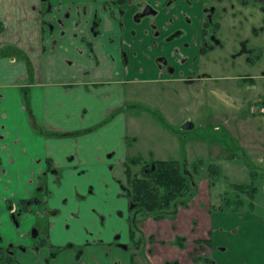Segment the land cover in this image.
<instances>
[{
  "label": "crops",
  "instance_id": "crops-1",
  "mask_svg": "<svg viewBox=\"0 0 264 264\" xmlns=\"http://www.w3.org/2000/svg\"><path fill=\"white\" fill-rule=\"evenodd\" d=\"M128 1L118 7L111 0H0V213L9 218L6 202L16 211L17 202L40 192L44 179L45 190H53L56 199L47 204L58 210L48 234L52 248H19L12 242L13 262L264 264L262 215L253 204L235 211L233 205L212 206L208 181L197 183L196 195L173 219L147 218L140 236L131 237L122 211L127 203L118 199V183L127 182L124 164L135 170L139 160L214 163L217 157L230 161L232 154L217 141L189 139L195 128L190 116L175 121V129L163 116L146 110L132 116L121 109L137 76H160L181 88L213 78L201 69V61L214 52L200 50L201 0ZM143 4L155 7L156 15L134 22ZM238 132L237 149L263 163L264 142L257 145L250 128ZM247 158L226 167L230 185L252 183L257 176ZM47 161L63 170L59 186L54 174L42 177ZM68 199L73 205L63 211L54 205ZM26 219L32 225L31 217Z\"/></svg>",
  "mask_w": 264,
  "mask_h": 264
},
{
  "label": "rangeland",
  "instance_id": "rangeland-1",
  "mask_svg": "<svg viewBox=\"0 0 264 264\" xmlns=\"http://www.w3.org/2000/svg\"><path fill=\"white\" fill-rule=\"evenodd\" d=\"M221 4L223 5L222 10L215 11L213 14V19L221 23L216 35L220 41L219 46L213 48L214 52L201 61L202 66L205 64V67L201 69H208L213 78L210 81L194 83L189 88H181L179 84L161 81L160 76L156 80H141V76H137L136 82L129 84L135 91L130 94L131 99L121 105V109L132 116L139 115L143 110H146L151 116H163L175 129H177L175 121L177 122L184 116L192 117L195 128L188 131L189 139L198 137L201 141H203L202 138H205L204 140L207 142L217 141L221 147L226 148L227 154H232L230 161H225L222 157H214L218 160L214 164L222 166L219 174L207 177V174L202 173L199 177L198 182L201 180L211 183L208 186L209 203L212 206H224L226 204H224L222 196L230 198L236 195L241 202L236 206L228 204L226 208L232 206L239 210L250 209V205L253 204L254 209L264 218V162H256L253 156L248 159L241 149H237L241 139H237L235 135L239 133L240 129L250 128L257 140L256 144H261L260 141L264 142V118L258 111L257 103L264 98V1L221 0ZM151 76L147 75V78H151ZM161 77L164 78V75ZM132 98L135 101H132ZM145 98L150 101H146ZM228 134L233 135L234 138L228 139ZM204 156L210 159L208 154ZM214 158L212 157V159ZM244 158L252 160L250 165L257 174L251 181L252 183L245 184L249 185L248 191L254 187L252 197L247 195L249 192H239L230 185L232 177L226 170L228 165L240 166ZM59 170L58 173L48 171L42 177L52 176L47 173L54 174L53 183L59 186L63 177V170ZM137 171V167L134 171L132 170L134 173ZM243 171L246 174L248 172L247 170ZM126 188H128L127 182L118 183V191L122 195V198L118 199L125 198L127 204L122 211L124 215L128 216L130 207ZM96 190L95 187L94 191ZM54 194L55 192L52 190L47 198L46 194L42 192H38V194L37 191L34 192L31 197L38 199L33 200L27 212L20 213L18 204V209L15 212L16 220L10 213L9 218L0 213V227H2L0 228V246H6L13 242L18 246L34 248L44 242L43 246L50 248L52 241L48 234L52 222L56 219L54 216L58 212L57 209L50 207L56 201ZM215 196H217L216 199ZM47 199H49L50 206L47 204ZM54 205H58L63 211L64 206L71 207L73 203L68 199L66 202L59 203L58 201ZM12 209L15 207L12 206ZM77 215L80 216V213ZM28 216L31 217L32 225L26 219ZM118 220H120L119 217L116 218V221ZM6 226L11 228H6ZM34 228L38 234L33 237L32 230ZM117 228L120 230L124 227L118 225ZM86 232L92 233L91 230H86ZM117 236V231H115L112 235L113 242H118ZM136 236H140L138 232ZM79 238L71 240L78 241ZM83 239L91 242L88 236H84ZM80 243H85V241Z\"/></svg>",
  "mask_w": 264,
  "mask_h": 264
},
{
  "label": "trees",
  "instance_id": "trees-1",
  "mask_svg": "<svg viewBox=\"0 0 264 264\" xmlns=\"http://www.w3.org/2000/svg\"><path fill=\"white\" fill-rule=\"evenodd\" d=\"M119 0H116V3ZM51 163L47 161L46 172H56V169L52 168ZM139 171L136 173L130 169L131 163L124 164L127 175V192L130 203V211L139 213L141 218L150 217L152 219H173L181 207H187L197 193V183L202 173L208 175H217L220 172L219 166L214 163L187 160H151V161H137ZM41 186V182L39 183ZM234 189L239 192H249V197L253 196L254 187L248 191L249 185L241 184L233 186ZM225 194V193H224ZM225 196V195H224ZM224 204L237 205L240 203V199L235 196L230 198L223 197ZM37 198L22 199L17 202L20 209V213L27 212L30 209V204ZM10 214L14 220H16L15 212L12 210V203L6 202ZM224 209L223 205H220ZM239 209L232 208L230 211ZM131 233L134 235L136 222L134 217L128 219ZM11 255L3 252V256H0V264H7ZM203 259V258H202ZM206 260V258H204Z\"/></svg>",
  "mask_w": 264,
  "mask_h": 264
},
{
  "label": "flooded vegetation",
  "instance_id": "flooded-vegetation-1",
  "mask_svg": "<svg viewBox=\"0 0 264 264\" xmlns=\"http://www.w3.org/2000/svg\"><path fill=\"white\" fill-rule=\"evenodd\" d=\"M166 1L168 2V0H166ZM201 1L204 3V7L202 9L203 10V20H202L201 47H200V50L203 51V50H208V49L211 50L213 48H216V46H219V42L220 41L217 39V36L216 35H217V32L219 31V29L221 27V23H219L218 20H214L213 19V14L215 13V11H218V10L221 11L222 8H223V5L221 4V0H201ZM241 1L246 2L247 0H241ZM255 1L263 2L264 0H255ZM128 2H129L128 0H119L116 3V0H111V3L110 4L111 5L118 4L117 6L120 7L121 5H123L125 3H128ZM208 3H209V5H208ZM118 11L120 12L121 15H123V12H124L123 9L118 8ZM146 11H149V13L145 14ZM47 12H48L47 7H45L43 9V11H42V16L43 15H46ZM155 15H156V9H155V7H153V6L149 5V4H143L141 6H138L137 10L134 12V14H133V20H134V22H139L142 18L153 17ZM207 29H209L208 30V33H207ZM177 34H178V32H177ZM174 35H176V33L173 34V35H171V36H174ZM216 43H218V44H216ZM137 170L139 171V167L138 166H137ZM57 172H58V170H56L55 173H57ZM39 187H40V192H42L44 194H48V190H45L44 182ZM31 198H35V197H31ZM128 203H129V200H128ZM129 207L131 208L130 203H129ZM46 208H47V206H46ZM130 217H134L135 221L137 219H139V221L136 222V227H135L134 235H136L137 232L139 233L140 224L144 220H146L147 218H150V217L141 218V216L139 215V213H137L135 211H130V214L128 216H126V223H127L128 227H129L130 235H131L132 238H134L133 237L134 235L131 233V227H130V224H129V221H128V219ZM164 219H167V218H164ZM33 230L36 231V235H37L38 234V231L35 228ZM133 242L135 243L136 242V239H133ZM43 243L44 242H41L36 247L40 248L41 246H43ZM117 243L114 242V244H117ZM16 246L19 247V248H24V246H18V245H16ZM16 246L13 245V244H9V245H6V246H0V256H3V252L5 254L7 252L8 255H11V258L9 259V262H7V264H15V261L13 262V258H14V249L17 248ZM123 247H126V245H123ZM51 248H52V246L50 245V248L49 249H51ZM5 263L6 262H4V264Z\"/></svg>",
  "mask_w": 264,
  "mask_h": 264
},
{
  "label": "built area",
  "instance_id": "built-area-1",
  "mask_svg": "<svg viewBox=\"0 0 264 264\" xmlns=\"http://www.w3.org/2000/svg\"><path fill=\"white\" fill-rule=\"evenodd\" d=\"M259 111H260V113L264 114V100L261 102V104L259 106Z\"/></svg>",
  "mask_w": 264,
  "mask_h": 264
},
{
  "label": "water",
  "instance_id": "water-1",
  "mask_svg": "<svg viewBox=\"0 0 264 264\" xmlns=\"http://www.w3.org/2000/svg\"><path fill=\"white\" fill-rule=\"evenodd\" d=\"M147 13H149V11H146V12H145V14H147ZM32 235H33V236L36 235V231H35V230L32 231Z\"/></svg>",
  "mask_w": 264,
  "mask_h": 264
}]
</instances>
